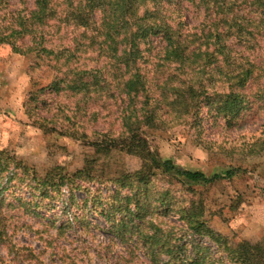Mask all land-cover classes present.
Listing matches in <instances>:
<instances>
[{
    "label": "rangeland",
    "instance_id": "obj_1",
    "mask_svg": "<svg viewBox=\"0 0 264 264\" xmlns=\"http://www.w3.org/2000/svg\"><path fill=\"white\" fill-rule=\"evenodd\" d=\"M172 1L169 11L183 24L184 30L199 34L213 28L216 18L214 11L211 12L213 9L206 10L208 3ZM230 1L234 12L245 17L249 30L253 22L259 18L264 20V8L257 12L254 0ZM71 2L74 7L79 0ZM5 5L0 4V30L18 29L17 18L27 17L33 10V0H6ZM101 17L98 12L94 15L97 21ZM100 26L101 21L97 27ZM38 30L43 37L42 45L54 51L57 58L38 55L35 49L26 52L30 45L25 38L17 41V47L23 51L20 53L13 52L10 45H0L1 157L33 167L38 176L55 167L71 174L93 162L95 181L79 183L81 189L72 191L64 187L56 197L42 199L32 189L35 182H29L11 165L7 175L14 180L12 187L4 185L5 173L0 183V198L12 204L10 207L0 204V264H150L137 241L138 235L128 234L132 226L128 219L122 213L115 214L116 223L122 218L128 230L121 242L100 214L103 208L108 211L116 203L122 205V200L131 195L135 180H124L121 185L124 188H117L121 186L116 187L112 180L120 173L137 172L141 167L139 157L120 149L97 152L91 144L95 137L83 140L62 133L79 129L88 136L92 132L115 136L121 131L123 98H109L104 92V97L97 100L69 90L54 93L47 88L67 70H100L113 84L114 77L109 74L117 72L116 59L127 44L119 43L117 53L113 54L107 45H102V37L92 43L89 32L72 24H62L55 16ZM226 43L258 67L254 80L243 91L247 101L236 115H229L231 122L227 123L214 108L204 105L194 118L186 116L185 119L177 118L173 108L159 106L153 108L154 125L145 128L143 136L156 160H170L184 170L213 176L239 168L241 172L232 180L193 187L190 195L194 202L204 206L209 229L226 239L225 243L220 241V246L226 243L234 246L243 241L264 246V150L259 154L248 152L249 145L264 138V101L253 97L264 87V35L257 38L253 51L246 52L232 38ZM165 48L166 42L159 35L140 44L142 59L137 67L148 81L162 83L173 76L192 79L184 76L176 64L164 59ZM227 84L223 87L218 84L217 88H226ZM170 109L171 116L165 114ZM156 174L154 189L184 194L179 184L161 172ZM80 220H85L86 225H80ZM153 222L166 231H173L175 237L181 235L182 242L193 240L188 245L191 255L204 257L206 264H223L219 259L225 255L216 244L219 238L214 241L207 235L191 232L184 237L186 229L174 216L160 217ZM62 223L70 224L71 228L56 238L52 226Z\"/></svg>",
    "mask_w": 264,
    "mask_h": 264
},
{
    "label": "trees",
    "instance_id": "obj_2",
    "mask_svg": "<svg viewBox=\"0 0 264 264\" xmlns=\"http://www.w3.org/2000/svg\"><path fill=\"white\" fill-rule=\"evenodd\" d=\"M201 1L208 3L207 11L213 9L211 12L214 11L216 23L214 22L211 30L199 34L184 30L183 24L174 18L173 13L169 11L174 4L172 0H79L74 7L71 0H33V10L29 16L17 18L18 29L0 30V45H10L13 52L20 53L23 51L17 47V41L19 38H25L30 45L26 52L35 49L38 55L44 54L45 57L52 55L57 58V55L42 45L43 37L38 33V28L54 16L58 17L62 24H72L89 32L92 43L102 37V45H107L113 54L117 53L119 43L127 44L123 45L121 56L116 59L117 72L109 74L114 77L113 84L107 81L108 77H104L105 74L100 70H67L64 74L60 72L62 76L53 79L47 88L54 93L69 90L92 99L97 97V100L104 97V92L109 98H123L125 109L121 116V131L115 136L97 132L88 136L79 129L63 130L62 133L83 140L95 137L91 144L96 147L97 152L106 153L120 149L139 157L141 167L137 172L120 173L118 178L112 180L116 187L121 186L124 180H135L134 187L130 188L131 195L122 200V205L116 203L108 211L103 208L100 214L105 216V221L111 224L109 226L113 233L123 242L128 231L127 226L122 218L117 223L115 218L116 212L122 213L132 225L128 234L138 235L137 241L141 243L144 256L150 264H206L204 257L189 253L188 245H191L193 240L182 242L181 235L175 237L173 231L164 230L153 220L174 216L186 229L184 237L190 232L193 235L198 233L207 235L210 239H215L214 241L219 238L216 244L220 241L225 243L226 239L209 229L204 219V206L194 202L190 192L194 191L193 187H206L217 181L232 180L241 172L239 168H233L206 176L201 172L184 170L170 160L158 161L151 155L143 136L145 128H152L154 125L156 116L153 108H173L177 118L185 119L186 116L194 118L199 108L204 105L214 108L217 115L230 123L232 117L229 115H236L247 101L243 91L254 80L258 67L248 57L234 52L226 42L232 38L246 52L249 49L255 50L257 38L264 35V20L259 18L253 22L252 30H249V24L244 21L245 17H239L234 12V4L230 0ZM0 4L2 7L6 6V0H0ZM254 5L258 12V9L264 8V0H254ZM97 12L102 16L98 21L94 18ZM99 21L100 28L97 27ZM97 32L100 34L98 38ZM155 35L161 36L166 42L164 59L176 64L184 76H190L192 79L173 76L162 83L157 80L148 81L145 73L137 67L142 59L139 46ZM218 84L222 87L225 84L228 86L217 88ZM112 91L116 95L112 94ZM253 97L264 101V87ZM165 114L171 116L172 110ZM263 150L264 138L248 146L249 154H259ZM1 156L2 153L0 183L3 180L2 174L5 173L4 185L12 187L10 185L14 180L7 174L13 165L14 170L20 171L29 182H35L32 189L42 199L56 197L64 187L72 191L81 189L79 183L95 181L93 162L85 164L71 174L55 167L38 176L33 167ZM158 172L171 182L179 184L184 194L179 193L178 196L170 189H154V179ZM3 203H6L7 207L12 205L7 204L2 197L0 204ZM79 224L86 225L85 220H80ZM52 227L57 238L62 235L63 230L71 228V225L62 223ZM147 230L151 232L145 233ZM217 246L221 247L219 249L225 255L224 259H219L220 263L264 264V246L261 243L243 241L234 246L230 243Z\"/></svg>",
    "mask_w": 264,
    "mask_h": 264
}]
</instances>
